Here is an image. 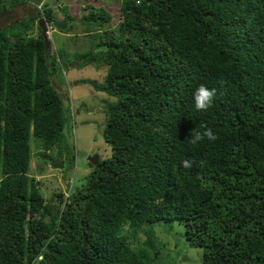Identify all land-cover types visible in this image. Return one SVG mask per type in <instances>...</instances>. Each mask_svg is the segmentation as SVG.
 <instances>
[{
  "label": "trees",
  "instance_id": "trees-1",
  "mask_svg": "<svg viewBox=\"0 0 264 264\" xmlns=\"http://www.w3.org/2000/svg\"><path fill=\"white\" fill-rule=\"evenodd\" d=\"M135 1H120L117 36L55 53L63 65L99 67L93 48L105 44L103 82L79 83L116 98L103 109L109 156L56 205L28 174L31 138L39 160L68 152L54 56L40 31L26 37L35 17L52 19L41 9L0 28V264L40 253L42 264H145L130 241L159 221L182 225L202 264H264V0ZM19 3L0 0V11ZM103 4L63 10L88 25L109 21ZM200 85L217 90L206 111L194 108ZM202 126L217 139L191 144Z\"/></svg>",
  "mask_w": 264,
  "mask_h": 264
},
{
  "label": "rangeland",
  "instance_id": "rangeland-1",
  "mask_svg": "<svg viewBox=\"0 0 264 264\" xmlns=\"http://www.w3.org/2000/svg\"><path fill=\"white\" fill-rule=\"evenodd\" d=\"M22 1L27 3L26 7L20 6ZM22 1L18 5L13 6L6 4L5 9L0 11V28L28 16L33 11L32 8H35L39 3L42 9H45V14H50L52 20L64 19L66 22L69 21L70 28H67L68 30L71 27L74 28L65 35L62 32L59 33V30L53 29L49 38L51 53L56 50H63L70 56V53L86 51L91 44L92 37L81 38L79 35L82 28L81 24L78 21L71 23L63 8L68 12V6H74L75 8L78 4L85 6L89 3L93 5L95 2L104 3L105 5H103L107 8L103 10H107L111 19L118 22V6L121 0ZM103 5L101 6L103 7ZM52 6H54L55 10H52ZM75 14L77 15L78 12H75ZM40 15L41 12H39ZM38 20L39 18L36 19L35 23L31 22V29L28 33L26 32V37L35 38L38 36L40 31ZM102 39L108 40V38ZM113 39L115 41V37ZM95 53H98V58L101 59V66L95 67L91 65L77 68L73 63L74 61H70L71 63H68L69 68H56L51 77V81L56 85L54 88L61 97L64 109L69 110L65 117V127L62 131L63 143L67 145L68 152L57 158L55 151H51L48 153L50 157L48 160H39V150L32 146L35 143L37 144V141L33 138L30 140L31 158L28 174L38 180L37 182L40 185L39 193L45 201L53 200L52 203L55 205V194L60 193L65 199L67 196L65 195L66 192H73L84 182V174L88 173L89 170L82 167L86 164L88 158L95 156L99 160H103L110 154V149L101 136L105 122L103 109L116 99L93 91L88 84L72 83V80L77 79L93 80L97 85L103 82L106 72V68L103 66L107 53L105 51L94 52L93 50V54ZM63 60L66 61L64 57ZM70 108L73 112L72 116H70ZM55 161H59L62 164V167L58 168V170L51 168ZM73 177L77 178L76 185L72 183ZM122 230H125V226H123ZM132 238L130 241L131 248L135 252L142 251L140 253L144 255L143 261L145 264H202L203 250L199 247L190 246L185 242L183 227L176 222L164 223L159 221L143 226L136 234H133ZM144 241L145 243L149 241L151 246L139 247Z\"/></svg>",
  "mask_w": 264,
  "mask_h": 264
},
{
  "label": "clouds",
  "instance_id": "clouds-1",
  "mask_svg": "<svg viewBox=\"0 0 264 264\" xmlns=\"http://www.w3.org/2000/svg\"><path fill=\"white\" fill-rule=\"evenodd\" d=\"M22 1V0H20ZM146 1V0H145ZM151 0H149L148 2H150ZM24 1H22L21 5L20 6H25L26 7V4L27 3H23ZM136 3L139 2V0H136L135 1ZM81 7H84V6H81ZM34 11H39L42 9V6L38 3L35 8H32ZM33 13V11L31 12ZM31 16V14H30ZM110 16V14H109ZM112 17H113V14H112ZM39 18V19H43L44 22H45V27H46V38L47 40L49 41V38H50V33L52 32L53 28L51 27V22L53 21H50V22H46L45 19L41 16V17H35L33 23H35L36 19ZM119 20H121L120 18V15H119ZM118 20V21H119ZM61 21H63L61 19ZM65 22V21H64ZM67 23V22H66ZM118 22H115L113 19H111V16H110V19L109 21H97V22H89V26L84 24L85 25V28H86V32L82 33V31L79 33L80 37L81 38H85V37H92L91 39V44L90 46H88L87 48H90L91 46H95L97 43H99L100 41H104V39L102 38H105V35L106 34H113V36H117V34L115 33V30H116V24ZM82 24V23H80ZM67 26V25H66ZM65 28V27H64ZM63 29V28H61ZM59 29V30H61ZM73 29V28H72ZM40 30V29H39ZM55 30V29H54ZM77 34V33H76ZM117 38V37H115ZM88 42V41H87ZM99 47H103L104 49L103 50H97L95 51V49H98ZM107 48V46L105 44H101L100 46H97L95 48H93L94 52H101V51H105ZM49 49V52H50V42H49V47L47 48ZM56 51H59V50H56ZM56 51H54L53 53L50 52V54H52L54 56V61L53 63L50 62V66L54 65L56 66V68H59V69H62L64 67H68V63H71L70 61H74V60H69L68 58H65L66 61L63 60V63H60V58L58 56V54L55 55ZM75 64V67L76 66V63L75 61L73 62ZM90 66V65H89ZM101 66V65H100ZM104 68H106V72L104 74V77L105 75L107 74V71H108V68H109V65L107 66L106 64H104L103 66ZM79 68V67H77ZM83 68V67H82ZM80 80H84V79H77V80H72V83L74 84H78ZM89 80V79H87ZM81 84V83H79ZM96 84V83H95ZM51 85L53 86H56L53 84V82L51 81ZM101 85V84H99ZM92 89L93 87L91 85H89ZM55 89V88H54ZM56 91V89H55ZM93 91L97 92V93H103L105 94L107 97H111V98H115L114 96H109L107 95L104 91H100V90H95L93 89ZM57 92V91H56ZM60 92H62V90H60ZM58 94V93H57ZM59 95V94H58ZM217 95V90L215 88H207L206 86L204 85H200L198 88H196V90L193 92V103H194V108L197 110V111H206L208 110V108L211 107L212 103H213V100L214 98L216 97ZM60 97V95H59ZM61 99V97H60ZM116 99V98H115ZM114 102V101H113ZM69 111V110H68ZM76 113V112H75ZM73 115V112H72V109L70 108V116ZM204 128V131H195V130H192L190 132V143L193 144V145H197L198 143H201L203 142L205 139H207L209 142H212V141H215L217 139V136L213 133V131L210 129V128H207V126H202ZM53 152L55 150H52ZM51 152V151H50ZM94 159V161L92 160ZM92 160V161H91ZM99 161V158L98 157H95V156H92L90 158L87 159L86 161V164L87 165L88 163L91 164V167L96 164V162ZM59 161H55V163H58ZM203 163V162H202ZM193 165V162L192 161H189V160H183L181 162V166L184 167V168H191ZM62 167V166H61ZM91 167L90 168H86V170H91ZM49 168V167H48ZM51 168L53 169H56L58 170V168H54L53 165H51ZM50 169V168H49ZM85 175V174H84ZM3 180V177H0V182H2ZM72 183L73 185H76L77 184V178L76 177H73L72 178ZM67 184H69L67 182ZM70 185V184H69ZM65 195L67 196H70L71 195V192H66ZM66 196V197H67ZM65 197V199H66ZM44 260V255L43 253H40L36 256V258L33 260L32 264H42Z\"/></svg>",
  "mask_w": 264,
  "mask_h": 264
},
{
  "label": "water",
  "instance_id": "water-1",
  "mask_svg": "<svg viewBox=\"0 0 264 264\" xmlns=\"http://www.w3.org/2000/svg\"><path fill=\"white\" fill-rule=\"evenodd\" d=\"M149 0H146V2H148ZM67 23L61 20H53L51 22V27L55 30H59L61 28L66 27ZM38 28L40 29V36L42 38L43 44H44V48L47 49L49 47V41L46 38V27H45V22L43 19H39L38 20ZM103 47H99L98 49H95V51L97 50H103ZM94 161V159H92ZM91 160V161H92ZM62 164L60 162L53 164L54 168H61ZM90 168L91 164L88 163L87 165H83L82 168Z\"/></svg>",
  "mask_w": 264,
  "mask_h": 264
},
{
  "label": "crops",
  "instance_id": "crops-1",
  "mask_svg": "<svg viewBox=\"0 0 264 264\" xmlns=\"http://www.w3.org/2000/svg\"><path fill=\"white\" fill-rule=\"evenodd\" d=\"M41 1V0H40ZM70 9V12L72 13V12H74V11H76L75 9H73V6L72 7H70L69 8ZM52 10H55L54 9V6H52ZM32 14H36V11H34L33 10V13H31V16H32ZM75 27V26H74ZM81 31H82V33H84V32H86L87 30H86V28H85V25H83V24H81ZM74 29V28H73ZM62 31H60L59 33H61ZM68 32V31H67ZM67 32H62L63 33V35H65V34H67ZM69 32H70V30H69Z\"/></svg>",
  "mask_w": 264,
  "mask_h": 264
},
{
  "label": "flooded vegetation",
  "instance_id": "flooded-vegetation-1",
  "mask_svg": "<svg viewBox=\"0 0 264 264\" xmlns=\"http://www.w3.org/2000/svg\"><path fill=\"white\" fill-rule=\"evenodd\" d=\"M61 20V19H60Z\"/></svg>",
  "mask_w": 264,
  "mask_h": 264
}]
</instances>
